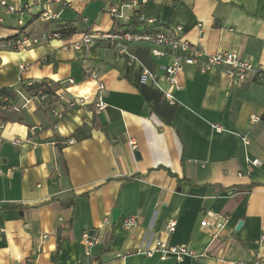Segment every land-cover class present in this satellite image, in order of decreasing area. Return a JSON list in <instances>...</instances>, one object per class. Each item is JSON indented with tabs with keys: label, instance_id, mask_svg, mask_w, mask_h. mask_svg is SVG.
Masks as SVG:
<instances>
[{
	"label": "crops",
	"instance_id": "obj_1",
	"mask_svg": "<svg viewBox=\"0 0 264 264\" xmlns=\"http://www.w3.org/2000/svg\"><path fill=\"white\" fill-rule=\"evenodd\" d=\"M1 1L26 9L7 14L0 6V41L74 33L0 50V90L21 80L72 79L74 94L91 95L89 69L104 85L107 108L79 107L56 122L36 107L13 113L22 123L0 120V264H79L84 233L99 242L92 249L98 264H264V86L186 66L171 106L140 84L144 68L161 77L170 56L154 58L144 44L130 55L72 48L88 31L142 32L141 17L153 22L151 31L180 25L206 54L234 52L264 71V0ZM106 3L137 6L123 10L129 21L112 20ZM45 11L53 17L42 19ZM207 213L214 218L201 227ZM129 218L135 224L126 228ZM169 221L176 222L172 234L164 231ZM158 240L196 257L161 261L138 252Z\"/></svg>",
	"mask_w": 264,
	"mask_h": 264
},
{
	"label": "built area",
	"instance_id": "obj_2",
	"mask_svg": "<svg viewBox=\"0 0 264 264\" xmlns=\"http://www.w3.org/2000/svg\"><path fill=\"white\" fill-rule=\"evenodd\" d=\"M0 6L6 9L7 14H20L26 7L18 5H8L5 1L0 2ZM137 4L122 5L120 7L105 4V12L112 20H128L123 10L134 11ZM53 17L48 11L41 14L42 19H50ZM131 19V18H130ZM129 21V20H128ZM147 29L142 32L138 31H88L80 35L79 39L72 44L74 50L90 49L95 46H104L122 55H130L131 46L144 44L148 47L149 54L154 58L170 56V63L163 67V74L158 77L155 73L144 68L140 76V84L150 86L158 91L169 105L174 106L176 100L173 95L174 90H179L177 75L180 74L186 66H195L203 73L208 74L212 71H221L226 79L230 82L245 83L254 81L264 86V71L255 66L251 60L242 58L234 52H216L214 54H206L204 50L196 44H193L183 37V28L180 25L164 28L160 31H151L153 22L140 17ZM2 20L0 19V24ZM18 27H22V22H17ZM54 39H61L60 31L43 32L35 38H27L22 36L16 40L0 41V50H20L34 47L42 42H48ZM25 65L20 64L18 70L25 71ZM85 79L95 84V89L91 95H76L72 91L75 85L74 80L67 79L64 81L50 80H32L20 81V86L12 89L11 97H0L2 106L1 111L7 113L21 114L30 108L40 107L45 109L56 120L60 122L66 112L87 105L92 106L95 113L104 112L107 105L104 102V85L100 78L89 69H84ZM166 84L168 88H164L162 84ZM16 100L21 103H16ZM33 130V128H31ZM216 131L221 129L216 127ZM72 139L67 140L66 144H72ZM247 144V142H246ZM258 160H252L250 165L257 166ZM238 177H243L244 173H238ZM214 218L211 213L205 215V219L201 222V227H208L211 224L209 219ZM125 227L130 228L135 224V218H129L125 221ZM216 232H220L224 228V224H214ZM176 222L169 221L164 227L167 234L175 231ZM98 240L88 233H84L81 237L83 246L84 260L79 264H98L93 259L92 249L98 245ZM260 244L264 247V233L260 236ZM146 257H152L157 254L161 261L166 260L168 256L179 261L186 257H196V255L188 247L170 246L160 240L156 241L151 248L139 250ZM241 264V263H233ZM252 264H259L255 261Z\"/></svg>",
	"mask_w": 264,
	"mask_h": 264
},
{
	"label": "trees",
	"instance_id": "obj_3",
	"mask_svg": "<svg viewBox=\"0 0 264 264\" xmlns=\"http://www.w3.org/2000/svg\"><path fill=\"white\" fill-rule=\"evenodd\" d=\"M73 33H74V31L72 29H61L60 30L61 39L66 38L68 36H71ZM10 40H16V39H15V37H12ZM12 94H13V91L11 89H1L0 90V97H3V96L11 97ZM1 106H2V103L0 102V107ZM0 120L2 122H8L9 121V122H18V123H22L24 121L23 117L20 115L7 113V112L1 111V110H0ZM260 120L264 123V112H263ZM167 124H169V121H167ZM61 204L63 205V203H61Z\"/></svg>",
	"mask_w": 264,
	"mask_h": 264
},
{
	"label": "water",
	"instance_id": "obj_4",
	"mask_svg": "<svg viewBox=\"0 0 264 264\" xmlns=\"http://www.w3.org/2000/svg\"><path fill=\"white\" fill-rule=\"evenodd\" d=\"M120 214V211L117 210V209H114L113 212H112V219L113 221L116 220V218L119 216Z\"/></svg>",
	"mask_w": 264,
	"mask_h": 264
}]
</instances>
